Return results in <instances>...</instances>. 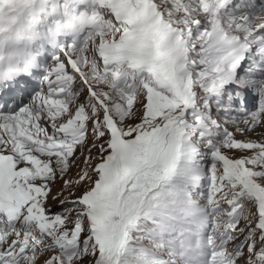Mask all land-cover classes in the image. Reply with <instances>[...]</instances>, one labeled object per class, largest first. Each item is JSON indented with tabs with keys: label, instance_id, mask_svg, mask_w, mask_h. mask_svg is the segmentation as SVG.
<instances>
[{
	"label": "snow or ice",
	"instance_id": "6c2138e0",
	"mask_svg": "<svg viewBox=\"0 0 264 264\" xmlns=\"http://www.w3.org/2000/svg\"><path fill=\"white\" fill-rule=\"evenodd\" d=\"M0 264H264V0H0Z\"/></svg>",
	"mask_w": 264,
	"mask_h": 264
},
{
	"label": "rangeland",
	"instance_id": "374dc122",
	"mask_svg": "<svg viewBox=\"0 0 264 264\" xmlns=\"http://www.w3.org/2000/svg\"><path fill=\"white\" fill-rule=\"evenodd\" d=\"M258 131H259V129H258Z\"/></svg>",
	"mask_w": 264,
	"mask_h": 264
}]
</instances>
